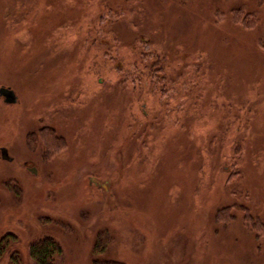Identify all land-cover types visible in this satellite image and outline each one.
<instances>
[{"label":"rangeland","instance_id":"rangeland-1","mask_svg":"<svg viewBox=\"0 0 264 264\" xmlns=\"http://www.w3.org/2000/svg\"><path fill=\"white\" fill-rule=\"evenodd\" d=\"M0 87V264H264V0H0Z\"/></svg>","mask_w":264,"mask_h":264},{"label":"trees","instance_id":"trees-1","mask_svg":"<svg viewBox=\"0 0 264 264\" xmlns=\"http://www.w3.org/2000/svg\"><path fill=\"white\" fill-rule=\"evenodd\" d=\"M232 22L235 25L241 26L245 29H254L257 18L251 13H243L239 10L232 12ZM38 136L41 138V140L44 141L46 146L50 145L52 142L56 143V145H60L62 142L59 137L55 135V133L47 128L40 129ZM34 134H31L29 136V140L31 142H34ZM33 144V143H32ZM55 146V145H53ZM49 147V146H48ZM231 178L234 179V182H231ZM240 173L237 170H234L230 177L228 178V184H229V190L232 194H235V190H237V183L240 181ZM227 208V207H226ZM223 208L216 212L215 214V221L221 222V223H228L230 220L232 221L233 215H229V211ZM244 225L248 229L254 232L260 233L262 231V228H264V224L259 221L258 219H254L249 214H246L244 216ZM3 241V240H2ZM97 253L102 252V249L100 248V251H96ZM61 253V249L57 242L54 240V238L50 236H43L41 238H38L36 240H33L29 246H28V255L31 258L33 264H53L54 263V257L59 255ZM93 264H122L114 261H104L99 262L97 260L93 261Z\"/></svg>","mask_w":264,"mask_h":264},{"label":"water","instance_id":"water-1","mask_svg":"<svg viewBox=\"0 0 264 264\" xmlns=\"http://www.w3.org/2000/svg\"><path fill=\"white\" fill-rule=\"evenodd\" d=\"M0 97L3 99V102L5 104H15L17 102V96L9 87H0ZM1 159H4L6 161L11 160L8 156H6L4 149L1 155ZM30 172L35 173V169L31 168Z\"/></svg>","mask_w":264,"mask_h":264},{"label":"flooded vegetation","instance_id":"flooded-vegetation-1","mask_svg":"<svg viewBox=\"0 0 264 264\" xmlns=\"http://www.w3.org/2000/svg\"><path fill=\"white\" fill-rule=\"evenodd\" d=\"M2 152H3V149L0 148V156L2 155ZM1 243H2V241H0V244H1ZM15 260L17 261V259H15V258H13V257H9V258H8V262H7V264H10V263L17 264V263L15 262Z\"/></svg>","mask_w":264,"mask_h":264}]
</instances>
